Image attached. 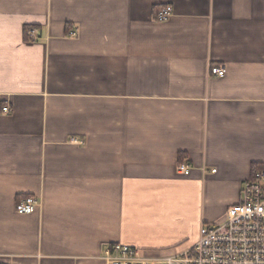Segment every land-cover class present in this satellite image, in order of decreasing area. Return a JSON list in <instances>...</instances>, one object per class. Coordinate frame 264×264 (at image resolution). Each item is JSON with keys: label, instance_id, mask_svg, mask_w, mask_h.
I'll use <instances>...</instances> for the list:
<instances>
[{"label": "crops", "instance_id": "0c3cea01", "mask_svg": "<svg viewBox=\"0 0 264 264\" xmlns=\"http://www.w3.org/2000/svg\"><path fill=\"white\" fill-rule=\"evenodd\" d=\"M259 167L264 0H0V264L174 255Z\"/></svg>", "mask_w": 264, "mask_h": 264}, {"label": "built area", "instance_id": "2783aa9c", "mask_svg": "<svg viewBox=\"0 0 264 264\" xmlns=\"http://www.w3.org/2000/svg\"><path fill=\"white\" fill-rule=\"evenodd\" d=\"M172 16L173 7L164 5L155 13V20L162 23ZM70 36L76 37L77 32H70ZM211 72L224 77L227 67L215 65ZM3 110L9 112L10 108L6 106ZM72 142L83 143L78 139ZM178 170L189 174L191 166L181 163ZM38 207L36 197L26 196L16 203L15 209L25 215L34 213ZM101 258L105 264H264V169L253 172L242 189L241 201L228 209L225 220L201 225L197 241L183 252L151 255L140 247L117 242L108 245Z\"/></svg>", "mask_w": 264, "mask_h": 264}, {"label": "rangeland", "instance_id": "374dc122", "mask_svg": "<svg viewBox=\"0 0 264 264\" xmlns=\"http://www.w3.org/2000/svg\"><path fill=\"white\" fill-rule=\"evenodd\" d=\"M231 205L227 204V201L225 198H220L214 202H212L211 204H207L206 206L203 204L201 206V213H203V215H201V213L199 214V220L197 221V228L198 233H199V229H200V225L202 223H205L206 225L209 224H220L225 220L226 214L228 209L230 208ZM204 213H206V215H204ZM205 219V220H204ZM200 222V223H199ZM195 233L194 231H191V233H189L188 239H186L184 242V244L180 245L182 246L181 248H177L176 250H172L175 254L181 252L182 250H184L185 248H187L189 245L192 244V240L195 238ZM171 251V252H172ZM173 253V254H174ZM168 254V253H166Z\"/></svg>", "mask_w": 264, "mask_h": 264}, {"label": "trees", "instance_id": "16d2710c", "mask_svg": "<svg viewBox=\"0 0 264 264\" xmlns=\"http://www.w3.org/2000/svg\"><path fill=\"white\" fill-rule=\"evenodd\" d=\"M159 10V8H156V11H155V13H157V11ZM29 31H27V33H28ZM262 169H264L263 167H259V168H255L254 170H253V172H256V171H258V170H262Z\"/></svg>", "mask_w": 264, "mask_h": 264}]
</instances>
